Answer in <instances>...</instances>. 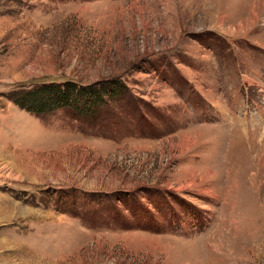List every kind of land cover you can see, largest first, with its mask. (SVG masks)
Returning <instances> with one entry per match:
<instances>
[{
  "label": "rangeland",
  "instance_id": "1",
  "mask_svg": "<svg viewBox=\"0 0 264 264\" xmlns=\"http://www.w3.org/2000/svg\"><path fill=\"white\" fill-rule=\"evenodd\" d=\"M0 264H264V0H0Z\"/></svg>",
  "mask_w": 264,
  "mask_h": 264
},
{
  "label": "trees",
  "instance_id": "2",
  "mask_svg": "<svg viewBox=\"0 0 264 264\" xmlns=\"http://www.w3.org/2000/svg\"><path fill=\"white\" fill-rule=\"evenodd\" d=\"M74 81L64 80L57 83L49 81L34 85L30 90L13 91L10 99L14 105L28 113L42 115L61 108H68L79 115L89 116L92 106L101 105L103 97L101 91H90L86 87L78 86ZM118 91L124 92L123 89ZM94 108V107H93Z\"/></svg>",
  "mask_w": 264,
  "mask_h": 264
},
{
  "label": "bare ground",
  "instance_id": "3",
  "mask_svg": "<svg viewBox=\"0 0 264 264\" xmlns=\"http://www.w3.org/2000/svg\"><path fill=\"white\" fill-rule=\"evenodd\" d=\"M189 5V4H188ZM259 188H260V186H259ZM234 226V225H233ZM238 263V262H237Z\"/></svg>",
  "mask_w": 264,
  "mask_h": 264
}]
</instances>
